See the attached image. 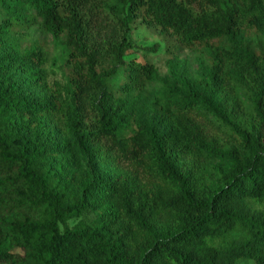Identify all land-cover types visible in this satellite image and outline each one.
<instances>
[{
    "label": "trees",
    "instance_id": "obj_1",
    "mask_svg": "<svg viewBox=\"0 0 264 264\" xmlns=\"http://www.w3.org/2000/svg\"><path fill=\"white\" fill-rule=\"evenodd\" d=\"M0 5V264H264V0ZM27 14L64 43L66 84L47 80L41 47L13 41ZM138 19L196 51L203 71L150 105L157 68L126 61Z\"/></svg>",
    "mask_w": 264,
    "mask_h": 264
},
{
    "label": "rangeland",
    "instance_id": "obj_2",
    "mask_svg": "<svg viewBox=\"0 0 264 264\" xmlns=\"http://www.w3.org/2000/svg\"><path fill=\"white\" fill-rule=\"evenodd\" d=\"M4 16V11L0 5V22ZM28 21L24 25L18 26L17 30L11 33L13 41L18 44L21 51H26L34 46H39L46 54L47 62L45 64L46 78L53 84L60 82L66 84L69 73L68 52L64 43L47 33L40 25V19L31 18L27 14ZM129 40L131 47L127 52L126 61L136 59L142 63H152L158 71L159 78L149 83L142 92L141 103L150 105L156 97L163 96L170 85L176 82V75L181 74L190 79L198 78L203 71L200 66V55L191 49L181 46L177 39L165 33L156 24L143 23L141 19L135 20L130 25ZM2 51L0 50V56ZM123 70V69H122ZM121 70V72H122ZM122 74L106 80L109 88H116L122 79ZM18 82L27 87L26 77L22 74L16 75ZM109 96L102 92L99 93V101L102 103ZM149 117L156 125L164 126L161 117L155 116L149 109ZM204 127L213 137L219 138L222 143H229L232 140V131L220 128L216 123L208 121L201 117ZM55 134L60 141H67L70 138L63 135L56 129ZM76 165L86 167L87 157L81 149L75 145L72 153ZM112 173L115 170V164L112 163L108 168ZM88 216H83L87 218ZM78 219L70 221L73 226ZM241 264H255L254 261H246Z\"/></svg>",
    "mask_w": 264,
    "mask_h": 264
}]
</instances>
